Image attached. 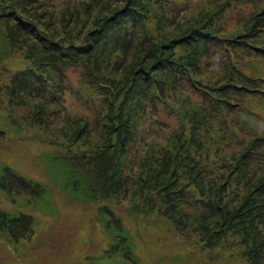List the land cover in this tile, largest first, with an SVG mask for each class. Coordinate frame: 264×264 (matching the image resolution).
<instances>
[{"label":"rangeland","instance_id":"374dc122","mask_svg":"<svg viewBox=\"0 0 264 264\" xmlns=\"http://www.w3.org/2000/svg\"><path fill=\"white\" fill-rule=\"evenodd\" d=\"M38 1L0 0V35L6 42L4 48H0V103L4 105L0 108L3 122L0 130V175L7 173L4 185L0 187V264H132L123 258H129L133 264H177L169 260H179L181 264L256 263L251 254L260 249L264 241L263 98L259 103L249 104L247 111L241 114L255 135L262 132V137L257 141L255 136L248 140L244 152H238L237 147L231 152L215 148L213 152L220 157L215 163L208 161L218 171L225 152L234 163L230 172L220 171L218 177L221 194L230 200L227 204L221 201L230 210L224 218L212 208L210 213H203L204 208L197 201L198 189L196 197H189L186 203L185 197L181 203L179 198L188 195L182 186L169 197L165 193L157 194L160 188L152 184L149 190L154 196L148 191L151 196L148 197L143 194L147 190L144 183L155 181L151 174L157 169H154V164L141 161L140 153H152L153 144L166 146L167 136L179 127V116L169 115L176 110L174 100L182 101V106H188L185 110L190 111L197 104L184 100V94L202 98L201 92L183 83L184 90L178 89L170 106L164 108L158 101L153 106L147 100L143 106L134 103L142 93L136 88L130 92H113L104 99L105 102L90 99L81 79L89 69L85 63L99 50L95 48L90 53L88 45L91 38L85 36L88 32H75V29L69 32L67 27L76 24L67 16L62 18L61 11L66 6L63 0ZM134 1L137 0L129 1V10L121 15V12H116L119 8L122 11L127 9L129 2L126 0H101L89 4L100 6L95 22L102 20L114 31L128 20L129 12H132L130 21L136 20L135 14L141 9ZM182 1L180 10H174L175 5ZM182 1L164 3L168 17L175 19V23L187 17H190L188 22H192L200 13L197 20L203 17L205 21L203 15L206 10L212 13L220 7L207 8L211 0ZM218 1L221 5L233 1L227 17L234 19L236 14L234 22L229 20L225 25L220 21L216 28L212 26L223 37L235 35L245 20L264 9V0ZM151 15L145 8V23L150 21ZM56 16L66 24L61 25ZM112 18H116V22H108ZM194 24V27L198 26L197 21ZM160 32L146 36L144 31L141 39L146 43V38L159 36ZM171 46L167 44V51L173 54L169 59L182 55V46H177L174 51ZM258 49L260 46L250 45L249 51L244 49V54L236 50L231 54V64L230 61H222V55L226 54L223 50L218 51L220 54L213 53L206 64L204 60L202 62L205 64L203 80L210 79L206 81L217 85L224 83L219 72L228 66L232 69L235 83L239 82L242 72L251 78L261 77L258 84L264 88V62L258 58ZM85 52L93 56L82 57ZM200 57L196 56L195 60ZM238 57L243 59V63L240 60L234 66ZM158 61L147 62L151 66ZM152 75L156 74L152 72ZM174 80L179 84V79ZM252 84L255 86L257 83ZM154 90L159 92L160 88ZM8 103L16 106L14 109L7 107ZM199 111L200 107L196 106L194 117L198 125ZM137 114L138 118L133 119ZM130 116L126 130L134 123L137 128L125 140L127 131L120 127L118 120ZM218 117H225V122L230 124L231 114ZM115 128L119 132L116 143L111 146V152L102 156L99 154L101 142L104 145L111 134L109 129L114 132ZM250 133L243 137L248 138ZM186 141L183 146L192 147ZM46 157L49 163L42 162ZM143 158L151 160L150 157ZM121 161L122 167L117 165ZM234 165H237L236 170ZM54 166L72 167L75 173L68 177L60 176ZM202 169L200 175L205 177L212 171V168L209 172L206 167ZM76 174L80 176L76 177ZM39 184L43 193L29 203V195L36 196L35 189ZM206 186L205 183L201 188ZM209 194L205 193L204 197ZM103 211L110 217L115 216L117 220L114 221L124 228L127 243L131 246L126 248V251H132L130 256L113 253L122 246L110 239L106 232L109 229L107 224L102 223L100 215L97 217V213ZM109 225L114 224L111 222Z\"/></svg>","mask_w":264,"mask_h":264},{"label":"trees","instance_id":"16d2710c","mask_svg":"<svg viewBox=\"0 0 264 264\" xmlns=\"http://www.w3.org/2000/svg\"><path fill=\"white\" fill-rule=\"evenodd\" d=\"M63 1L66 6L63 8L64 10L61 11L63 12L61 13L62 18L67 16L70 20H74L76 24L67 27L69 32L71 33L72 29H75V32L79 30L88 32L85 36L91 38V42L88 45V49H91L90 53H92L95 48L99 50V53L85 63L89 69L86 70V73L83 74L81 79L84 85H86L90 99L101 102L105 98L111 96L113 92L121 90L122 92H130V90L136 88L142 90V93L134 99V103L143 106L145 100H147V102L153 106L154 103L158 101L160 102V106L164 108L165 106H170L171 98L176 96L178 89L184 90L183 83H187L192 86V89L201 92L202 98H199V95L194 98V96L188 94H184L185 98L184 96L182 97L184 100L186 99L187 102L192 100L197 104L196 106L200 107V111L197 114V121L199 120L198 123L200 126L196 123V117H194L196 106L190 111H186L185 109H188V106H182V101L175 99L174 103L176 110L169 115L173 117L177 114L179 116L177 117L179 127L174 128L172 133L167 136L166 146L159 147V145L153 144L152 153H140L142 154V157H140L141 161L148 162L150 165L154 164V169H157H153L154 172L151 174L152 177L156 178L155 181L149 183L145 182L144 184L147 190L142 191L143 194L148 197H151L149 192L154 196V193H151L149 190L150 186L154 184L160 188V190L156 191L157 194L165 193L167 196L172 197L170 195L175 194V190L181 189L179 186H182L188 195L179 199H181V203H183L186 197V203L189 197H196L195 192L197 191L196 189H198L197 201L203 206V213H210L209 211L212 208L218 216L220 215L221 218H224L226 213L230 211L225 206L230 200L225 199V195L223 196L221 194L222 187L218 186V184H220L218 177L220 171L230 172L234 163L231 157L229 158L225 152L221 158V163H219L218 171H215L208 161L210 160L215 163L216 159L220 157L213 152L215 148H221L226 152H231L237 147L236 149L238 152H244L247 150L246 145L248 140L255 136L257 141L262 137V132L255 135V131L251 128L252 126L247 120L242 119L243 116L241 114L245 112V110L247 111L249 104L253 102L259 103L261 102V98L264 100V88L262 84H258L262 81L261 77L257 76L256 78H251L246 74H242V72H240L239 82L235 83L232 69L230 70L228 66L222 67L223 71L219 72L222 75L220 80L224 81V83L219 85L213 81H206L210 79L203 80L204 74L202 71L205 69L206 60H208V57L213 55V53H219V50H223L226 54L222 55L224 57L222 61H230L231 64L233 63L231 54H235L236 50L240 54H244V49L249 51L250 45L251 47L254 45L260 46V49H258V58L260 57L264 62V9L251 19L245 20L241 25L240 31L235 35L223 37L215 32L212 26L216 28V24L220 21H224L223 24L225 25L229 20L234 22L236 14L234 19L227 17V10L233 7V1L221 5L218 0H211L207 8L212 9L216 5H220V7L212 13H210V10H206L207 13L203 15L206 17L205 21H203V17L197 20L202 14L200 13L192 22H188V18L190 19V17H187L184 21L179 20L175 23L173 22L175 19L168 17L167 10L164 7L165 1L169 2V0H158V4L156 3L157 0H137L134 2L139 3L141 10H138V13L135 14L136 20L133 22L130 21L129 17L132 15V12H129V15L126 17L128 20L123 22L121 26L114 31H112L110 24H103L102 20L98 22L94 20L95 17L99 16L98 12L100 11V6L89 3L100 2L101 0ZM129 1L131 0H126V2ZM34 2L39 3L38 0H34ZM128 4L129 6L126 10L122 11V9L119 8L116 13L121 12L120 15L124 12L127 13L131 6V2ZM181 4L183 5V1L182 3H177L174 10L179 11L182 6ZM60 6L61 5L57 6V8ZM53 8V10L56 11V7L53 6ZM145 8H148L149 15H151L150 12L153 14V16H150V21L146 23L143 18ZM158 10H161V12L157 13ZM223 11L224 14L222 13ZM57 19L61 25L66 24L61 21L59 17H57ZM116 20V18H112V20L109 19L108 22L111 21L114 23ZM81 21L82 24H79ZM196 21L198 26L194 27ZM167 22H169V24H167ZM162 24L166 26L162 27ZM242 28L246 31H243ZM160 30L159 36L146 38V43L141 39V35L144 31L146 32V36H152L151 34H153V32H158ZM215 36L218 38H215ZM78 41H80V39ZM252 41L258 43H252ZM185 42L189 43L187 44ZM167 44H172L171 50L173 51L177 46H182L184 48L181 53L182 55H175L173 58L169 59L173 54L167 51ZM4 45H6V42L3 41L0 35V48L3 49ZM90 53L85 52V55H82V57ZM51 55L53 56L52 52ZM196 56L202 57L195 60ZM153 59L159 61L150 66L147 61L152 62ZM236 59L234 66L239 63L240 60L243 63L242 58L238 57ZM203 60L205 64L202 63ZM157 64H159V66ZM152 72L156 75H152ZM158 79L160 80L158 81ZM174 79H179V84L173 82ZM253 82L257 84L253 86ZM157 88H160L159 92L158 90H154ZM107 90L109 91L106 92ZM10 94L12 95V93ZM103 94H106V96L103 97ZM182 98L180 99L182 100ZM205 100L206 102L204 103ZM112 104L113 103L110 104L111 107ZM0 106V108H3L4 105L0 103ZM14 106L16 105H12L11 103L7 104V107H12L13 109ZM137 108L140 109L139 106H137ZM223 114H231V118L229 119L230 124L225 122V117L223 119L218 117ZM129 118L132 117L130 116L123 118L124 120H118V124L125 132L127 131L126 125ZM137 118L138 114L137 116H133V119ZM2 123L0 117V130L3 127L1 126ZM132 125L133 126L128 129L126 136H124L125 140H128L132 133L136 131V124L134 123ZM117 129L118 128L112 130L114 132H111V129H109L111 134L107 137V142L104 145V142H101L102 149L99 154H102V156L106 152L112 151L110 148L116 143L115 141L119 134ZM247 132L251 133L248 138H244L243 136ZM185 140H188L186 142H189L192 147H184ZM193 140H198V142L195 143ZM225 143H231L233 146ZM249 149L250 148H248V150ZM163 156L166 158L158 162ZM143 157H150L151 160ZM257 157L260 158V155H257ZM110 158H114V154L113 157ZM47 160V157L46 159L43 158L42 162L46 161V163H49ZM239 164L238 162L237 165L239 166ZM117 165L122 167L123 162L121 161V163ZM237 165H234V170H236ZM261 166L262 168L264 167V165ZM54 167L56 168V174L60 176L68 177L75 173V169L72 167ZM204 167L208 169V172L212 168V171L209 172L207 177L203 174L200 175ZM254 171H256V169ZM161 175H163V177L159 180ZM5 176H7L6 172L0 175V187L4 185ZM78 176L80 175L76 174V177ZM151 179L149 181H151ZM158 180L159 182L156 183ZM204 182L207 186L206 188H201V186L205 187ZM139 189L143 188L139 187ZM115 190L118 191V189ZM35 191L37 192L36 196L29 195V203L33 202L32 199L34 197L36 199V197H39L40 193H43L42 185H37ZM205 193H210L207 198L204 197ZM14 196L16 197L17 194H14ZM235 206V203H233V207ZM98 215H100L99 218L102 223L107 224V228L109 229H106V232L110 239L113 240L114 243L116 242L118 246H122V249L118 248L117 251H113V253H118L120 256H130L132 251H126V248L130 245L127 243V238L124 235L125 230L114 221L117 220L116 217H110L104 211L97 213V217ZM198 218L199 217H197V219ZM111 222L114 225L110 227L109 224ZM210 244L212 245V242ZM261 245L260 249H255L254 255L251 254V257L253 256L251 259H255L256 261V263L253 264H261L264 261V241L261 242ZM123 259L133 264L129 258ZM258 259H260V261ZM169 261L181 264L179 260Z\"/></svg>","mask_w":264,"mask_h":264}]
</instances>
